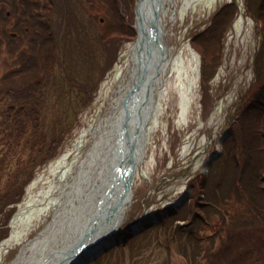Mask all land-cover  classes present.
<instances>
[{"label":"rangeland","instance_id":"rangeland-1","mask_svg":"<svg viewBox=\"0 0 264 264\" xmlns=\"http://www.w3.org/2000/svg\"><path fill=\"white\" fill-rule=\"evenodd\" d=\"M116 2L119 11L123 12L121 15L125 16V31L130 28L128 24L135 30L134 35L125 41L116 62V53L114 56L113 53L118 51L114 48L118 40L103 41L101 36V31L111 30L113 26L111 23L99 24L100 17L91 19L78 0H53L56 11L50 19L52 34H43L38 26L33 51H42L48 57L57 53L58 58L54 72L46 75L44 80L48 99L42 104L47 108L38 126L26 123L28 127L21 126L25 129L24 134H19V126L13 127L8 144L1 142L0 137V159L3 149L6 152L11 144L17 151L9 155L12 161L8 158V170L0 178V194L14 190L12 184H8L11 171L23 162L28 164L26 160L42 150L43 142L50 144L52 139L57 140L59 131H64L67 136L58 153L36 167V175L25 186L23 200L17 204L9 223L0 226V231L5 229L4 237L0 232V264H9L21 247L52 220L68 182L75 176L79 162L89 149L92 131L112 110L111 101L129 65V48L139 37L137 13L140 0H110L112 4ZM227 3L232 5L233 11L236 7L238 11L223 34V27L217 29V26L223 16L233 13L223 8ZM250 3L247 0H169L163 24L170 65L165 85L156 97V115L147 126V153L137 166L134 196L113 244L86 264H95L100 257L101 264H188L186 259L193 258L192 248L188 251L191 256L183 257L189 244L183 247L177 241L167 240L175 227L184 223L176 220V214L169 215V207L178 210L188 203L192 192L190 180L201 175L202 179L209 181L203 188L206 190L204 196L216 194L219 187L223 194L213 198L227 195V183L224 180L218 184L219 177L221 180L224 175L229 178L228 168L238 166L234 161L238 160L242 165L248 153L251 157L255 152L245 146L240 154L239 145L230 147V152H235L237 158L229 157L226 163L227 148L233 146L230 141L237 140L231 135V125L237 118L239 103L246 98L257 75L256 56L262 44L261 23L253 17ZM1 5L0 36L6 39L16 31V25L21 26L24 22H19L17 17L4 18L8 11H14L16 5L10 1ZM212 30L216 33V40L210 46L203 36L207 38L208 31ZM16 44L8 42L10 46ZM220 48L222 52H219ZM204 51L211 61L221 57L219 68L206 84L201 79ZM33 58L26 57V60L30 62ZM215 62L212 61V68L208 69V76L212 75ZM5 67L2 63L1 74L5 70L11 71ZM48 67L49 62L45 71ZM262 102L263 109L264 100ZM262 114L264 117V111ZM46 149L48 147L43 148ZM43 158L44 155L38 160ZM25 175L24 172L17 185L24 184ZM162 215H166V221L160 218ZM5 219L6 216L0 222H6ZM209 233L203 231L201 235L207 238ZM142 234L150 238L147 243L152 245L145 254L146 258H140L137 253L144 244L139 240ZM132 240L135 244L131 248L129 243ZM205 242L203 240L199 245ZM197 262L202 261L197 258ZM205 262L206 259L203 264Z\"/></svg>","mask_w":264,"mask_h":264},{"label":"trees","instance_id":"trees-1","mask_svg":"<svg viewBox=\"0 0 264 264\" xmlns=\"http://www.w3.org/2000/svg\"><path fill=\"white\" fill-rule=\"evenodd\" d=\"M78 1L84 10L87 9L91 19L96 20L100 17L101 22H98L99 24L111 23L113 26L111 30L101 31V36L103 41L118 40V44L114 46L118 53L116 51L113 53V56L116 53V62L125 41L134 35L135 30L128 24L127 26L130 28L125 31L126 26L123 23L125 16L124 14L121 15L123 12L119 11L117 2L112 4L110 0ZM247 2H252L251 13L261 23L262 44L256 56L255 70L257 75L247 91L246 98L239 103L237 118L231 125V135H235L237 140L230 141L233 146L227 148L226 163L229 162V157L237 158L235 152H230V147L237 148L239 145L240 154L245 150V146L255 150V152L254 155L251 154V157L248 153V157H245L246 160H242V165L238 160H235L234 164L236 163L238 166L234 165V167L228 168L230 170L229 178L224 177V175L223 180H221L219 177L218 184L224 180L227 183V195L213 198L223 194L221 187H219L216 194L210 193L208 196H204L206 190L203 188L208 186L209 181L206 182V178L202 179L201 175L190 180L189 186L192 192L189 196V202L178 210L173 206L169 207V215L176 214V220H182L184 223L178 224L175 227L176 230L171 233L167 240L168 242L177 241L180 243L178 245L183 247L189 244V247L186 246L187 251L184 252L183 256L184 258L191 256L188 251L192 248L193 258L186 259L188 264H203L204 259H206L205 264H264V117L262 116L264 111V108L262 109V101L264 100V0H247ZM228 4L223 8L227 11H233L232 5L228 6ZM55 11L56 5L53 0H19L16 3V10L11 12V16H4L5 19L17 17L19 22H24L21 26H15V32L18 34L16 37H13L12 34L6 39L0 36V66L3 63L11 70L0 73V118L3 119L0 120V137L1 142L6 141V144L11 138L10 131L13 127L18 128L19 126V134H24L25 129L21 126L28 127L26 125L28 122L29 125L31 123L34 127L38 126L43 113L46 112L47 106L44 107L42 104L48 99V88L47 85H44V80L46 75L54 72L53 68L58 59L57 53L48 57L42 51L35 52L33 50L36 47L35 38L37 36L35 35L38 26L45 35L53 33L50 28V19H52ZM237 11L236 7L231 15L223 16L221 19V24L217 26V29L223 27V34L230 27ZM207 36L209 38L203 36V39L207 40L211 46V42L216 40L214 39L216 33L214 30L208 31ZM9 40L12 43L17 42V44L10 46L8 45ZM202 42L204 41L202 40ZM197 43L201 44L198 40ZM221 50L220 48L219 52H222ZM26 57H34L33 62H27ZM202 59L201 79L202 83L206 84L219 68L221 57L212 60L216 61V65L211 72L212 75L209 76L207 72L209 68H212V61L206 51H204ZM47 62L50 63V67L45 71ZM40 67L43 69L39 70ZM66 136L64 131H59L57 140L52 139L50 144L42 143V147H48V149L43 150L42 148L41 151L35 152L26 160L28 164L19 162L21 164L17 169L11 171L8 184L11 183V188L14 190L0 194V219L6 216V222L1 220L0 226L9 223L17 204L23 200L26 193L25 186L36 175V167L44 164L45 160L53 158L58 153L59 146ZM231 137L234 138V136ZM12 145L7 147L6 152L3 149V155L0 159V178H3V173L8 170L9 155L17 153L13 150ZM37 154L39 157L44 155L45 158L38 160ZM27 169L30 171L28 172ZM24 172L26 173L24 184L17 185L16 183L20 181ZM165 216L162 215L160 218L166 221ZM203 231H209L210 237L202 236ZM0 232L4 237L5 229L2 228ZM139 240L144 244L137 253L140 258H146V252L152 249V245L147 243L150 238L143 235ZM203 240L206 242L200 246L199 244ZM134 244L133 240L129 243L131 248ZM197 258H200L202 262H197ZM98 259L100 260L96 261L95 264H101V257ZM192 260H196V262Z\"/></svg>","mask_w":264,"mask_h":264},{"label":"bare ground","instance_id":"bare-ground-1","mask_svg":"<svg viewBox=\"0 0 264 264\" xmlns=\"http://www.w3.org/2000/svg\"><path fill=\"white\" fill-rule=\"evenodd\" d=\"M168 2L142 0L137 27L140 38L150 43L152 49L148 51L147 44L140 46L138 40L129 48V65L111 101L112 110L92 131L89 149L79 162L75 176L68 182L52 220L21 247L9 264H57L62 253L80 241L85 232L96 227L98 221L100 228L96 239L104 238L103 248L113 244L134 196L133 190L122 192L120 183L117 184L120 178L118 163L122 155L130 151V144L134 145L132 157L137 166L146 157L147 126L156 115V97L165 85L170 65V52L166 58L163 49L155 43V35L150 32L154 11L159 7L161 28L165 31L163 16ZM127 116L129 129L126 133L122 128ZM113 188L116 190L110 196ZM115 207L117 210L101 228L107 210ZM86 259L76 257L64 264H83Z\"/></svg>","mask_w":264,"mask_h":264},{"label":"water","instance_id":"water-1","mask_svg":"<svg viewBox=\"0 0 264 264\" xmlns=\"http://www.w3.org/2000/svg\"><path fill=\"white\" fill-rule=\"evenodd\" d=\"M142 0H140L139 8L141 5ZM139 8L137 13V18L139 17ZM161 8L159 7L154 11V17L150 23V32L155 35V43H157L162 49L163 52H165V57L169 55V48L166 43L165 39V31L161 28ZM138 30V27H137ZM138 41L140 43V46H143L144 44H147L148 51L151 50L150 43H146L142 38H140V31L138 30ZM150 45V46H148ZM167 58V57H166ZM165 58V59H166ZM157 73V70H156ZM124 132H128L129 126H128V116L124 118L123 122V128ZM133 147L130 144V151L128 150L127 153H124L121 157L120 162L118 163V168L120 170V178L117 182V184L120 183L122 192H126L127 190H132L134 181H135V173H136V162L132 157V151ZM116 184V185H117ZM116 187V186H114ZM116 189H112L110 196L112 195V192ZM118 207H115V209L107 210L106 214L104 215V220L101 224V228L106 225V223L110 220V217L114 210H117ZM100 223V221H98ZM99 223L96 225V227H93L92 230L85 232L83 238L78 241L74 242L71 247L66 250V252L62 253V256L58 259L57 264H64L65 262H69L74 258H87L88 260L94 259L96 256H99L103 251V244L102 240L104 238L96 239L97 232L99 230ZM111 233V232H110ZM95 253L94 255L90 256L91 254ZM88 256H90L88 258Z\"/></svg>","mask_w":264,"mask_h":264},{"label":"flooded vegetation","instance_id":"flooded-vegetation-1","mask_svg":"<svg viewBox=\"0 0 264 264\" xmlns=\"http://www.w3.org/2000/svg\"><path fill=\"white\" fill-rule=\"evenodd\" d=\"M9 1H10L11 3H13L14 5H16V0H0V16L3 14V6H2L1 4H3V3H8ZM17 2H18V1H17ZM15 9H16V7H15ZM6 16L10 17V16H11V12L8 11V12L6 13Z\"/></svg>","mask_w":264,"mask_h":264}]
</instances>
